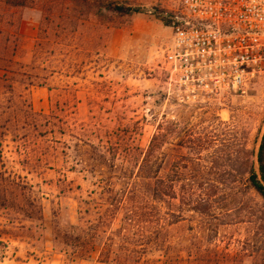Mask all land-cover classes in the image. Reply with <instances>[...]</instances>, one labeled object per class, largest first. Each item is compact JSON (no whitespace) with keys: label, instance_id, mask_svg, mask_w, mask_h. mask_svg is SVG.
Instances as JSON below:
<instances>
[{"label":"rangeland","instance_id":"rangeland-1","mask_svg":"<svg viewBox=\"0 0 264 264\" xmlns=\"http://www.w3.org/2000/svg\"><path fill=\"white\" fill-rule=\"evenodd\" d=\"M98 1H0V172L21 184L0 188V264H125L131 249L146 251L139 264H264V202L243 171L245 155L257 166L264 75L242 94L181 102L163 49L186 0H112L141 9L130 14ZM156 127L169 196L123 218L130 206L100 200L86 145L114 164L133 148L134 161ZM68 225L94 234L92 251L52 241Z\"/></svg>","mask_w":264,"mask_h":264},{"label":"built area","instance_id":"built-area-1","mask_svg":"<svg viewBox=\"0 0 264 264\" xmlns=\"http://www.w3.org/2000/svg\"><path fill=\"white\" fill-rule=\"evenodd\" d=\"M163 49L167 84L193 105L264 75V0H186Z\"/></svg>","mask_w":264,"mask_h":264},{"label":"trees","instance_id":"trees-1","mask_svg":"<svg viewBox=\"0 0 264 264\" xmlns=\"http://www.w3.org/2000/svg\"><path fill=\"white\" fill-rule=\"evenodd\" d=\"M0 1L8 5H23L25 0ZM98 2H100L98 4H101L103 9L121 14H130L140 12L141 10L139 7L114 5L112 0H99ZM159 135V127H156V131L150 137L146 147L143 150H139L140 152L138 159L133 161V159L136 157H134V149L132 148L128 153V159L120 161L117 164H114L112 160L109 161L108 155L100 151L96 146L90 144L86 145L87 147L93 149L96 154V157L95 154H93V157L96 159L93 158L92 162L96 160V163H93L92 166L98 164L97 171L99 173L96 174H98V183L101 184V192L99 193L100 200L104 201L105 198H107L109 204L116 207L119 205L130 206V209L124 213L123 218H127V215L130 214V220H137V217L141 215L140 212L134 210L137 208V206L142 207L144 205L154 204L160 201L163 195H168V193H163L161 191V178L158 175ZM135 148L138 150V147ZM248 161L250 162L249 157L245 155L243 157V165H245L243 171L247 174L244 178L245 184L247 187L254 190L264 202V128L256 151V171L253 169V167H251L250 164L246 165ZM131 164L134 165V170L130 168ZM102 165H104L105 170L109 172L106 175H103L104 172L101 169ZM180 173L181 171L176 170L174 176L179 178ZM109 176H112V179L108 178ZM116 182H121L122 184L117 187V184L119 183ZM11 185L20 186L21 184L16 182L13 178L5 176L1 171L0 188ZM167 186L170 187V185ZM170 198H172V195ZM136 226H138V224H136ZM95 240V236L93 233H91V231L85 232L83 235H81L80 229L77 225H68V228L64 229L63 231L56 230L52 232L53 242L58 241L62 245L69 246L72 251H78L79 249L83 248V251L90 252L92 251ZM133 246H135V244H133ZM143 252L146 251H140V249H131L128 251V255L126 253L124 254V263L139 264L138 261ZM119 258L120 257H111L110 261H107L108 257L107 254H105L100 260L106 264H110L111 262L114 264H120L118 263Z\"/></svg>","mask_w":264,"mask_h":264},{"label":"water","instance_id":"water-1","mask_svg":"<svg viewBox=\"0 0 264 264\" xmlns=\"http://www.w3.org/2000/svg\"><path fill=\"white\" fill-rule=\"evenodd\" d=\"M262 132H263V131H262ZM261 134H262V133H261ZM260 137H261V135H260ZM260 137H259V139H258V141H257L256 147H255V151H254V154H253V158H254V160H256V151H257V147H258V144H259V141H260ZM254 170H255V171L257 170V166L254 167Z\"/></svg>","mask_w":264,"mask_h":264}]
</instances>
